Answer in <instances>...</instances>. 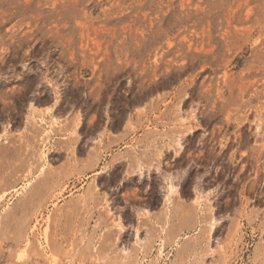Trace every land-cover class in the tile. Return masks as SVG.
Listing matches in <instances>:
<instances>
[{
  "label": "rangeland",
  "instance_id": "rangeland-1",
  "mask_svg": "<svg viewBox=\"0 0 264 264\" xmlns=\"http://www.w3.org/2000/svg\"><path fill=\"white\" fill-rule=\"evenodd\" d=\"M0 264H264V0H0Z\"/></svg>",
  "mask_w": 264,
  "mask_h": 264
},
{
  "label": "bare ground",
  "instance_id": "bare-ground-1",
  "mask_svg": "<svg viewBox=\"0 0 264 264\" xmlns=\"http://www.w3.org/2000/svg\"><path fill=\"white\" fill-rule=\"evenodd\" d=\"M181 146L183 147V144L181 142ZM144 172V171H143ZM178 191V186L174 185L173 183H170L168 185V192L164 194V198L170 199L172 196ZM216 218V217H215ZM216 223V221L214 222ZM215 228V227H214Z\"/></svg>",
  "mask_w": 264,
  "mask_h": 264
}]
</instances>
